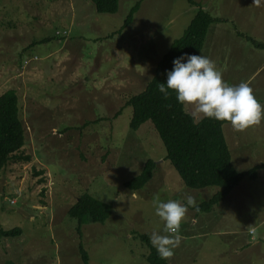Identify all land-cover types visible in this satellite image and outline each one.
I'll use <instances>...</instances> for the list:
<instances>
[{"label": "rangeland", "instance_id": "rangeland-1", "mask_svg": "<svg viewBox=\"0 0 264 264\" xmlns=\"http://www.w3.org/2000/svg\"><path fill=\"white\" fill-rule=\"evenodd\" d=\"M140 1L119 0L114 15L97 13L89 0L0 2V96L17 92L26 140L19 156L30 158L10 162L0 174V231L21 230L0 238V264H83L80 244L89 264H147L141 236L163 229L154 197L184 203L186 194L195 205L180 224L169 264H264V169L261 178L243 179L247 192L242 186L213 212L197 213L194 207L218 189L186 188L165 160L152 124L130 127L133 109L127 103L145 91L198 11L189 0H143L124 28ZM194 1L215 19L207 40L238 0ZM260 82L264 74L251 88L264 106ZM185 110L192 112L191 106ZM246 130L263 132L264 117ZM241 144L231 155L238 172L252 170V160L264 163L263 148L253 150L258 140ZM148 160L157 166L151 182L141 191L127 190L125 182ZM246 161L248 166L240 164ZM85 194L111 206L112 215L105 224L88 221L79 233L68 212Z\"/></svg>", "mask_w": 264, "mask_h": 264}, {"label": "trees", "instance_id": "trees-1", "mask_svg": "<svg viewBox=\"0 0 264 264\" xmlns=\"http://www.w3.org/2000/svg\"><path fill=\"white\" fill-rule=\"evenodd\" d=\"M89 1L99 14L114 15L118 12L119 0ZM142 1L130 10L124 22V28L132 23ZM189 3L193 7H198V11L184 35L171 44L167 53L159 61L156 74L145 91L132 97L127 106L133 109L131 129L137 131L147 123L152 124L165 147V160L170 163L186 188L190 190L218 189L209 201L193 209L197 213H210L240 186L245 177H249L252 181L256 180L259 171L264 169V163L249 172H238L232 163L231 152L223 131L224 126L229 124L203 118L194 125L192 115L185 110L186 106L176 102L174 94L165 100L156 88L157 83L166 81V71L172 69L173 59L185 53L200 55L203 52L207 34L215 19L200 8L194 0H189ZM57 36L62 37L61 34ZM249 41L257 49L264 48V44L252 39ZM119 114L120 111L117 115ZM25 143V128L20 120L19 98L15 90H9L0 96V174L10 162L30 160V158L23 159L19 156ZM156 167L152 160H148L140 173L125 182L124 187L131 192L141 191L151 182ZM111 215V206L87 194L81 196L68 212V216L78 222L79 233L88 221L105 224ZM20 234L21 230L15 228L11 231H0V238L16 237ZM141 240L148 250L147 264H169L166 259H161L157 255L156 249L149 241V236H141ZM79 252L83 264H89L88 254L81 244Z\"/></svg>", "mask_w": 264, "mask_h": 264}, {"label": "clouds", "instance_id": "clouds-1", "mask_svg": "<svg viewBox=\"0 0 264 264\" xmlns=\"http://www.w3.org/2000/svg\"><path fill=\"white\" fill-rule=\"evenodd\" d=\"M156 88L165 100L174 94L178 104L191 106L194 125L201 118H210L227 122L235 130H243L264 117V106L254 97L249 83L229 84L215 62L202 54L185 53L173 59L172 69L166 71V81L157 83ZM184 200L181 203L179 200L153 199L154 212L163 222V229L153 231L149 241L161 259L173 255L180 240V224L188 207L195 205L191 195L186 194Z\"/></svg>", "mask_w": 264, "mask_h": 264}, {"label": "crops", "instance_id": "crops-1", "mask_svg": "<svg viewBox=\"0 0 264 264\" xmlns=\"http://www.w3.org/2000/svg\"><path fill=\"white\" fill-rule=\"evenodd\" d=\"M251 6H255V8L249 9ZM229 8H233L234 11L227 14L223 13L222 18H220V20L218 19V22H215L211 29L210 37L206 40L201 54L215 62L222 72L223 79L229 84H238L241 81H247L251 87L256 80L264 74V48L257 49L249 41V39H252L258 43L264 44V26L261 27V25L264 24V0H256L255 3L254 0H249L247 2L238 0L235 5ZM61 11L67 12L65 8ZM58 17L63 21L59 12ZM226 22L230 27L225 24ZM61 51L63 50L60 49L58 53H61ZM75 61L77 60L74 59L73 62ZM119 62L121 61L118 60V63ZM66 68L67 66L65 65L61 66L60 72H66ZM249 72L251 73L249 77L243 80V77ZM259 88H263L264 90V83L260 82ZM261 101L264 103V99H261ZM223 131L231 155L234 156L237 152L241 151V142L249 145L250 143H255V140H258L260 145L258 146V150H253L260 152L259 149L261 150L263 148L261 152H264V138H254L259 136L264 137V131L259 132L253 130L251 132L250 130L245 131V129L235 130L230 125H226ZM240 133L242 134L240 135ZM246 163L247 161L244 163L240 162L241 165L245 164L248 166ZM250 164L254 165V167L259 166V164H253V160ZM258 176L261 178L260 173ZM242 186L246 188L244 192H247L248 187L243 184L237 187L227 199H231ZM225 201L222 202L220 206L225 204ZM218 207L219 205L215 208Z\"/></svg>", "mask_w": 264, "mask_h": 264}, {"label": "built area", "instance_id": "built-area-1", "mask_svg": "<svg viewBox=\"0 0 264 264\" xmlns=\"http://www.w3.org/2000/svg\"><path fill=\"white\" fill-rule=\"evenodd\" d=\"M35 60H36V59H35ZM14 203H15V201L12 202V204H14Z\"/></svg>", "mask_w": 264, "mask_h": 264}, {"label": "bare ground", "instance_id": "bare-ground-1", "mask_svg": "<svg viewBox=\"0 0 264 264\" xmlns=\"http://www.w3.org/2000/svg\"><path fill=\"white\" fill-rule=\"evenodd\" d=\"M15 204H16V203H15ZM15 204H14V205H15Z\"/></svg>", "mask_w": 264, "mask_h": 264}]
</instances>
